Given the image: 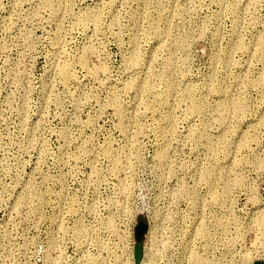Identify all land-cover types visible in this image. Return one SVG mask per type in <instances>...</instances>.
Wrapping results in <instances>:
<instances>
[{"label":"rangeland","instance_id":"374dc122","mask_svg":"<svg viewBox=\"0 0 264 264\" xmlns=\"http://www.w3.org/2000/svg\"><path fill=\"white\" fill-rule=\"evenodd\" d=\"M139 219V264H264V0H0V264Z\"/></svg>","mask_w":264,"mask_h":264},{"label":"water","instance_id":"95a60500","mask_svg":"<svg viewBox=\"0 0 264 264\" xmlns=\"http://www.w3.org/2000/svg\"><path fill=\"white\" fill-rule=\"evenodd\" d=\"M147 229H148L147 222L143 219H139L134 229V240L136 244L134 250L135 264H139L141 257V243L144 239ZM254 264H263V263L255 262Z\"/></svg>","mask_w":264,"mask_h":264},{"label":"bare ground","instance_id":"6f19581e","mask_svg":"<svg viewBox=\"0 0 264 264\" xmlns=\"http://www.w3.org/2000/svg\"><path fill=\"white\" fill-rule=\"evenodd\" d=\"M201 231H202V230H201ZM154 237H155V236H154ZM154 237H153V238H154ZM202 238H203V237H202ZM204 238H205V236H204ZM262 239H263V238H261V241H260V242H262ZM259 240H260V239H259ZM263 240H264V239H263ZM228 244H229V243H228ZM260 244H262V243H260ZM260 244H259V246H260ZM263 245H264V241H263ZM263 245H262V246H263ZM262 246H261V247H262ZM263 247H264V246H263ZM255 248H256V247H255ZM261 249H263V248H261ZM263 251H264V249H263ZM256 252H257V250H256ZM254 254H256V253H254ZM195 256H196V255H195ZM243 257H244V256H243ZM249 257H251V256H249ZM246 258H247V257H245L244 260H246ZM242 259H243V258H242ZM152 260H153V258H152L150 261L152 262ZM195 260L197 261V259H195ZM155 261H156V260H155ZM200 262H201V261H200ZM205 263H206V261H205ZM205 263H204V264H205ZM245 263H246V262H245ZM197 264H199V263H197ZM246 264H247V263H246Z\"/></svg>","mask_w":264,"mask_h":264}]
</instances>
